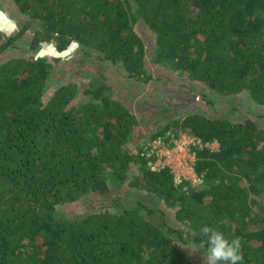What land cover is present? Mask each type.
<instances>
[{"label":"trees","instance_id":"16d2710c","mask_svg":"<svg viewBox=\"0 0 264 264\" xmlns=\"http://www.w3.org/2000/svg\"><path fill=\"white\" fill-rule=\"evenodd\" d=\"M9 3L27 18L12 32L0 22V264H204L181 245H201L204 225L240 237L244 264H264V127L254 116L230 119L234 105L218 117L190 112L142 135L133 151L139 120L101 76L80 90L71 81L48 97L45 89L74 42L132 81L160 78L150 69L158 64L264 105V0ZM138 18L154 34L150 59ZM45 48L51 59L38 54ZM182 131L218 142L194 146L197 186L148 164L157 155L145 146ZM124 185L137 190L126 204L111 190ZM90 196L109 202L92 208ZM78 200L86 205L66 208Z\"/></svg>","mask_w":264,"mask_h":264},{"label":"rangeland","instance_id":"374dc122","mask_svg":"<svg viewBox=\"0 0 264 264\" xmlns=\"http://www.w3.org/2000/svg\"><path fill=\"white\" fill-rule=\"evenodd\" d=\"M9 2L10 0H0V22L8 32H12L17 25L19 27L25 21L27 16L21 13L14 15L12 12L16 10L15 6ZM134 27L144 40L146 57L150 59L155 47L154 34L141 18L136 19ZM32 31L30 26L20 37L22 43L26 44L27 40H23V38L30 37ZM37 52L42 55L46 54L49 59L52 58L51 49H40ZM7 53L10 54L9 51H5L4 55ZM150 69L155 74H161L160 78H153L147 82L129 80L130 77L127 76L126 70L121 65L113 64L107 60L103 61L93 54L85 53L73 42L71 47L62 53L59 61L54 62L53 70L46 81V94L48 97L58 85L70 81L75 82L80 90L93 78L101 76L102 81H106L114 87V93L119 94V98L134 111L139 120V124L133 131L132 141L128 143L133 151L142 142V135L153 133L158 129L157 126L162 127L172 119L194 111L218 117L223 116L224 112L234 105L236 110L234 109L228 114L230 119L242 120L246 116L252 115L264 127V105L254 102L245 93L238 95L219 94L209 90L207 86L191 81L183 72L176 69L165 68L158 64H151ZM111 190L114 195L118 192L123 194L122 201L125 204L137 195V190L126 185L118 189L112 187ZM108 202L106 200L98 202L94 196H90L87 204L94 208L101 203L107 204ZM110 202V206H113L112 200ZM65 205L67 209H70L71 206L80 209L81 205L86 204L78 200L73 204L67 203ZM167 212L173 213L171 209ZM168 216L171 217V215ZM170 220L174 225L178 224L176 219L171 217ZM179 226L183 228V232H189L187 226L182 223H179ZM190 238L185 243L181 242V245L197 261L204 263V248L191 241Z\"/></svg>","mask_w":264,"mask_h":264},{"label":"built area","instance_id":"2783aa9c","mask_svg":"<svg viewBox=\"0 0 264 264\" xmlns=\"http://www.w3.org/2000/svg\"><path fill=\"white\" fill-rule=\"evenodd\" d=\"M171 138L163 140L157 137L151 141V146L150 143L145 146L147 154L153 152L157 155L155 160L148 161L150 168L160 169L167 166L175 181L185 179L193 186L202 184L204 173L195 169L197 156L194 146H207L212 150L218 147L217 140L204 143L196 135L184 131Z\"/></svg>","mask_w":264,"mask_h":264},{"label":"clouds","instance_id":"9594fccd","mask_svg":"<svg viewBox=\"0 0 264 264\" xmlns=\"http://www.w3.org/2000/svg\"><path fill=\"white\" fill-rule=\"evenodd\" d=\"M200 234L206 238L200 245L205 249L204 264H244L240 237L229 239L224 232L207 225L200 228Z\"/></svg>","mask_w":264,"mask_h":264},{"label":"water","instance_id":"95a60500","mask_svg":"<svg viewBox=\"0 0 264 264\" xmlns=\"http://www.w3.org/2000/svg\"><path fill=\"white\" fill-rule=\"evenodd\" d=\"M1 28L3 29L4 27L2 26ZM4 29H5V28H4ZM5 30H6V29H5ZM70 47H71V46H70ZM65 51H66V50H65ZM65 51H64V52H65Z\"/></svg>","mask_w":264,"mask_h":264}]
</instances>
